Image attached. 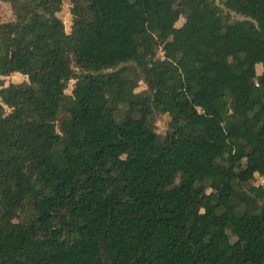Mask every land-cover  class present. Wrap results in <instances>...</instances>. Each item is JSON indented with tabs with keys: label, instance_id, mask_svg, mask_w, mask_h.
Returning <instances> with one entry per match:
<instances>
[{
	"label": "trees",
	"instance_id": "trees-1",
	"mask_svg": "<svg viewBox=\"0 0 264 264\" xmlns=\"http://www.w3.org/2000/svg\"><path fill=\"white\" fill-rule=\"evenodd\" d=\"M1 2L0 264H264V0Z\"/></svg>",
	"mask_w": 264,
	"mask_h": 264
},
{
	"label": "rangeland",
	"instance_id": "rangeland-1",
	"mask_svg": "<svg viewBox=\"0 0 264 264\" xmlns=\"http://www.w3.org/2000/svg\"><path fill=\"white\" fill-rule=\"evenodd\" d=\"M58 17L62 20L65 30L68 32L70 30V26L72 24V16L70 13V6L69 4H64L61 11L58 13ZM14 14L12 9L8 3L1 2L0 3V23L11 24L14 23ZM229 38L232 37L231 34L228 35ZM140 80L138 82L139 88L137 89L141 94H148L150 92V88L154 85V73L152 70H148L144 75H140ZM229 78H232L230 75ZM4 86H7L11 83L13 84H21L24 88L29 86V82L27 78L19 73H13L7 77H0ZM75 81L70 80L68 83V87L66 89L67 94H71L72 90L74 89ZM252 92L255 91V88L250 89ZM157 129L158 131H164L165 129V122L162 118H158L157 121ZM262 183L259 179L252 183V188H255L258 184ZM194 207L191 208V211H195Z\"/></svg>",
	"mask_w": 264,
	"mask_h": 264
}]
</instances>
